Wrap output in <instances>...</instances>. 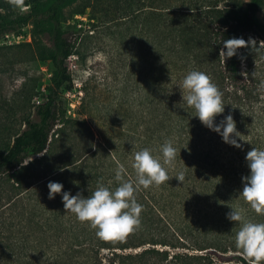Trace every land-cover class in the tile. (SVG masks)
<instances>
[{"label": "trees", "instance_id": "1", "mask_svg": "<svg viewBox=\"0 0 264 264\" xmlns=\"http://www.w3.org/2000/svg\"><path fill=\"white\" fill-rule=\"evenodd\" d=\"M72 1L49 0L15 13L18 7L0 0V37L31 25L36 54L52 67L46 95L33 107V116L22 120L23 129L10 132L0 123V264H252L235 244L239 223L219 209L241 207L247 219L264 223V215L239 197L242 177L250 174L247 152L264 149V89L241 74L242 48L225 61L219 53L224 40L263 37L257 12L264 0L136 2L154 61L183 76L191 70L209 75L223 101L241 110L234 121L242 141L237 138L240 148L229 145L230 157L223 163L218 155L205 160L190 153L182 163L177 152L174 166H165L169 181L135 193L143 206L140 227L108 242L66 213L62 194L49 199L47 184L59 182L63 191L85 197L98 181L114 189L119 165L126 169L125 179L135 180L133 152L148 148L158 157V148L140 135L130 150L111 128L90 120L86 100L72 115L57 100L61 90L74 86L66 63L73 46L62 24L63 9ZM179 171L185 173L183 183L175 178Z\"/></svg>", "mask_w": 264, "mask_h": 264}, {"label": "rangeland", "instance_id": "2", "mask_svg": "<svg viewBox=\"0 0 264 264\" xmlns=\"http://www.w3.org/2000/svg\"><path fill=\"white\" fill-rule=\"evenodd\" d=\"M28 1L29 6L14 12L24 13L30 6L49 0ZM129 2L73 0L63 9V29L73 46V55L66 63L74 86L70 91L61 90L57 100L66 106L68 115L86 100L90 120L111 128L130 150L135 147L133 139L146 135L158 148L161 162V146L171 140L182 163L189 159V153L205 160L218 155L223 163L230 157V144L193 116L194 109L180 106L179 84L185 76L154 61L148 34L141 32L143 27L138 23V0ZM257 18L264 30V3ZM28 32L32 34L31 25ZM45 38L49 44L48 34ZM250 38L259 47L264 34L261 39L249 35L244 40ZM241 56L242 71L260 85L264 81V48H242ZM51 72L50 63L39 60L32 36L30 42L0 44V123L10 132L22 130V120L33 116V107L46 95ZM223 103L225 110L215 117L216 124L229 114L237 118L241 111ZM253 108L254 118L257 108ZM231 210L226 205L219 209L223 216Z\"/></svg>", "mask_w": 264, "mask_h": 264}, {"label": "clouds", "instance_id": "3", "mask_svg": "<svg viewBox=\"0 0 264 264\" xmlns=\"http://www.w3.org/2000/svg\"><path fill=\"white\" fill-rule=\"evenodd\" d=\"M15 7L23 8L24 0H9ZM251 47L259 51L264 48V41L259 42L250 38H230L223 41L219 56L224 61L237 55L240 48ZM226 49V51H225ZM246 76V72L241 73ZM259 87L264 89V81ZM182 92L183 107L194 109L195 117L210 130L222 136L225 143L237 148L241 147L237 138L242 140L241 133L237 131L236 122L231 114L224 117L219 124L215 117L224 113L223 93L212 82L209 75L202 71H189L179 84ZM163 160L151 154V150L143 148L133 152L131 167L135 172V180L125 179L126 169L119 165L115 171V181L118 186L114 189L98 181L94 191L88 197L77 192L71 195L63 191V184L50 181L47 184L49 199H54L56 194H62V203L67 212L74 214L81 223H88L98 239L102 241H120L140 227V215L143 206L136 200L135 193L141 188L152 185L159 186L171 178L167 167H173L177 150L171 140H166L161 146ZM246 161L250 174L242 177L243 188L240 196L258 215H264V149L253 147L246 154ZM167 166V167H165ZM175 178L183 183L185 173L179 171ZM112 182L110 181L109 184ZM226 218L239 223V230L235 235L236 247L242 254L251 260L252 264L264 262V223H256L245 216L241 207H231Z\"/></svg>", "mask_w": 264, "mask_h": 264}, {"label": "built area", "instance_id": "4", "mask_svg": "<svg viewBox=\"0 0 264 264\" xmlns=\"http://www.w3.org/2000/svg\"><path fill=\"white\" fill-rule=\"evenodd\" d=\"M29 25H26L19 30L11 33H6L0 37V44L12 45L21 42H30L31 35L28 32Z\"/></svg>", "mask_w": 264, "mask_h": 264}]
</instances>
